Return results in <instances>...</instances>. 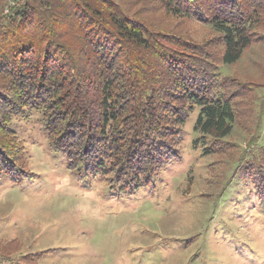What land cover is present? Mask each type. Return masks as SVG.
<instances>
[{
    "label": "trees",
    "instance_id": "1",
    "mask_svg": "<svg viewBox=\"0 0 264 264\" xmlns=\"http://www.w3.org/2000/svg\"><path fill=\"white\" fill-rule=\"evenodd\" d=\"M8 1L14 6L3 14L0 0V183L31 180L24 147L11 128L13 119L29 113L38 115L47 147L81 189L128 205L158 195L164 174L183 162L185 127L193 115L192 149L209 154L239 115L255 110L254 92L262 86L230 79L221 70L264 42V0ZM157 11L213 35L203 43L160 29L146 17ZM263 118L264 97L252 137L257 135L248 141L253 153ZM262 148L240 173L238 193L258 204L256 223H264ZM212 221L213 234L237 238L213 216L205 219L207 232ZM195 241L158 240L135 255L128 252V259L140 264L148 252L163 263L190 251ZM235 251L247 263L258 255ZM198 253L183 264H199ZM0 264L29 262L0 254Z\"/></svg>",
    "mask_w": 264,
    "mask_h": 264
},
{
    "label": "rangeland",
    "instance_id": "2",
    "mask_svg": "<svg viewBox=\"0 0 264 264\" xmlns=\"http://www.w3.org/2000/svg\"><path fill=\"white\" fill-rule=\"evenodd\" d=\"M3 4V14L14 6L8 0ZM146 17L160 29L190 41L205 43L213 35L162 11ZM221 74L262 86L254 92V112L239 115L229 136L209 154L192 149L193 115L185 127L183 162L164 174L158 195L141 196L128 205L104 202L98 192L81 189L47 147L37 114L13 119L11 128L24 147L23 163L31 171V180L19 186L0 183V254L24 258L29 264H131L128 252L135 255L138 248L158 240L195 236L190 251L163 263L147 252L140 264H183L195 250L199 251V264H264V223H256L261 215L257 214L258 204L245 201V193L238 196L243 183L240 173L264 147V118L256 152L248 147V141L257 135L252 137L264 97V42L254 43L235 64L223 66ZM236 197L239 202L234 201ZM209 216L227 222L237 238L213 234L215 221L207 232L204 222ZM237 247L258 253L257 258L245 262L244 253L235 251Z\"/></svg>",
    "mask_w": 264,
    "mask_h": 264
}]
</instances>
